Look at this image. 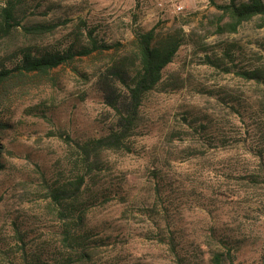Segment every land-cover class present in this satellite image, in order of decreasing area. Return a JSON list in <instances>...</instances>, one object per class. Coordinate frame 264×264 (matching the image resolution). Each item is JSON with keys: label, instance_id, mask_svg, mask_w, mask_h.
<instances>
[{"label": "rangeland", "instance_id": "1", "mask_svg": "<svg viewBox=\"0 0 264 264\" xmlns=\"http://www.w3.org/2000/svg\"><path fill=\"white\" fill-rule=\"evenodd\" d=\"M229 1H21V25L0 32V69L16 66L23 47L89 46V30L113 48L8 83L0 264L34 254L53 264H213L216 254L225 264L230 254L234 264H264V83L245 75L264 76V23L257 16L225 30L230 18L217 5ZM36 25L51 30L23 27ZM152 28L183 30V43L126 145L87 165L77 143L108 134L115 120L97 81L133 50L135 30ZM82 175L85 214L68 228L50 188ZM66 230L86 238L88 257L65 245Z\"/></svg>", "mask_w": 264, "mask_h": 264}, {"label": "trees", "instance_id": "2", "mask_svg": "<svg viewBox=\"0 0 264 264\" xmlns=\"http://www.w3.org/2000/svg\"><path fill=\"white\" fill-rule=\"evenodd\" d=\"M21 1L7 0L2 12L4 21L0 26V32L3 35H9L21 25L16 12ZM217 7L230 18L224 28L229 32H236L241 24L257 16H260L264 23V0L245 2L230 0L229 3L217 5ZM23 27L27 33L33 35L44 34L51 30V26L46 25ZM182 32L183 30L161 34L156 28L147 31L135 30V37L132 42L133 50L124 57L113 58L112 63L103 70L97 81V86L103 94L105 103L113 110L115 120L108 134L77 143L83 162H87V165L94 154L97 156L105 149L121 148L126 145L127 139L138 124L146 95L155 90L162 82L163 71L173 62L183 43ZM88 34L91 39L89 46L83 45L79 47L80 49L75 48L73 44L66 50L35 51L34 47L31 46L20 48L18 54L21 57L17 65L13 68L3 67L0 69V115L4 108V100L9 97L10 86L8 83L15 76V73H19V75L25 73L46 74L72 62L77 56H88L95 51L113 48V45L105 42L100 43L93 38L92 30H89ZM245 75L257 82L264 83V76L260 70L249 71ZM3 127H6V124L0 116V131ZM3 152V146L0 142V171L5 168L2 159ZM85 182V176L82 175L70 182H57L53 188H50L52 202L57 206L61 219L68 228L75 217L81 221L83 218L79 214H85L86 209L81 211L78 208ZM157 191L160 192L159 187ZM78 212L80 213L78 214ZM64 241L68 248L76 251L81 257L86 258L90 255L85 246V237L77 236L66 230ZM80 248L82 250L78 252ZM229 256L230 264H234L231 254ZM226 259L227 257H224L223 254H216L213 258V264H225ZM262 259L264 263V255ZM25 264L53 263L34 254L32 258L26 257ZM67 264L70 263L67 262Z\"/></svg>", "mask_w": 264, "mask_h": 264}]
</instances>
